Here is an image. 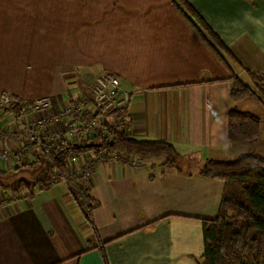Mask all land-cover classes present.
I'll return each mask as SVG.
<instances>
[{"label": "crops", "instance_id": "crops-1", "mask_svg": "<svg viewBox=\"0 0 264 264\" xmlns=\"http://www.w3.org/2000/svg\"><path fill=\"white\" fill-rule=\"evenodd\" d=\"M184 1L246 70L264 74V0ZM60 20L68 31L41 40ZM38 28L45 30L41 36ZM68 63L76 64L75 76L84 71L82 79H68L71 72L62 70ZM229 65L231 71L171 0H0V95L25 102L50 96L57 111L65 101L90 98L84 81L110 72L131 93L123 118L132 137L168 143L181 157L179 170L154 159L140 168L100 162L87 190L98 204L93 226L72 194L79 179L21 192L0 207V264H197L201 220L217 215L224 188L221 180L200 174L204 164L227 161L251 145L228 143L232 71L248 82ZM247 100L254 99L237 108L250 113L242 104ZM0 128L14 135L23 129L1 110ZM25 141L0 140V149ZM22 161L0 164V173L11 176L35 158Z\"/></svg>", "mask_w": 264, "mask_h": 264}, {"label": "trees", "instance_id": "trees-1", "mask_svg": "<svg viewBox=\"0 0 264 264\" xmlns=\"http://www.w3.org/2000/svg\"><path fill=\"white\" fill-rule=\"evenodd\" d=\"M171 3L197 37L230 71L229 63L240 69L248 79L246 82L232 71L230 105L227 110L229 145L258 141L264 121L251 113L240 111L237 104L254 99L264 106V74L246 70L184 0H171ZM1 111L19 117L14 103L2 107ZM123 116L122 108L116 112L117 123L108 129L103 138L97 137L90 143L72 145L63 140L50 147L47 155L33 149L35 161L21 164L13 170L15 173L20 169L28 171V180L19 179L8 183L10 176L0 173L1 178L7 180L5 184L4 181L0 182V188L19 193L21 190L28 191L33 185L46 187L51 180L64 176L70 155L86 152H121L144 160H160L163 167L178 169L181 157L170 144L135 140L131 135V126ZM200 174L221 180L224 188L217 215L212 219L201 220L203 253L196 258L197 264H264V157L241 155L233 162L208 160L207 168ZM29 181H33V184ZM83 205L86 208V223L93 226L92 212L98 204L85 194Z\"/></svg>", "mask_w": 264, "mask_h": 264}, {"label": "built area", "instance_id": "built-area-1", "mask_svg": "<svg viewBox=\"0 0 264 264\" xmlns=\"http://www.w3.org/2000/svg\"><path fill=\"white\" fill-rule=\"evenodd\" d=\"M90 92V98H75L73 102L65 101L60 109L52 111L53 102L50 96L35 98L29 102L23 100L14 101L15 98L8 94L0 95V110L10 103L17 106L19 117L22 123V134L14 135L11 131L6 132L0 128V140L5 142L13 137L22 136L26 139L24 144L16 146L14 149H0V164L10 162L23 163L22 160L27 155H32L33 149L36 152L47 155L49 148L55 146L60 141L70 142L72 145H83L90 143L95 138H103L113 125L117 122L116 112L125 109L131 93L119 92L120 80L114 74L105 72L94 77L92 80L84 81ZM28 106V107H27ZM14 133V132H13ZM34 155V154H33ZM93 157L98 154H91ZM105 155L99 154L97 157ZM79 155H70L67 160V167L72 168L68 173L74 181L79 179L80 187L86 191L85 182L92 176L95 168V160L86 163L83 169L76 168ZM105 159L109 162L128 161L135 168L145 166L144 160L136 156H126V154H111ZM104 160V159H103ZM74 167V170H73ZM67 174V175H68ZM68 178L51 180L50 186L66 184ZM80 191V196L83 191ZM77 195V194H76ZM19 199V196H0V203L12 202Z\"/></svg>", "mask_w": 264, "mask_h": 264}, {"label": "rangeland", "instance_id": "rangeland-1", "mask_svg": "<svg viewBox=\"0 0 264 264\" xmlns=\"http://www.w3.org/2000/svg\"><path fill=\"white\" fill-rule=\"evenodd\" d=\"M63 23H64V21L63 20H60L59 21V23H55V22H51V26H52V34H50L48 37H46V38H43V39H41V40H53L52 39V36L54 35L55 37H61V34H62V30H64V28L67 30V27H65L64 25H63ZM44 29L43 28H38L37 29V35L38 36H41L43 33H44ZM68 31V30H67ZM57 40H60L59 38L57 39ZM54 41V40H53ZM55 45V44H54ZM53 45V46H54ZM55 66H56V64H54V68H55ZM75 66H76V64H74V63H68V64H66V66L65 67H63L62 68V70H64V72H71L70 73V76H68V79H70V78H75V79H77L78 78V80L81 78L82 79V77H81V75L84 73V71H80L79 70V72H80V76L78 77V76H75V73H76V69H75ZM103 73H105V72H103ZM103 73H101V74H103ZM93 78H91V79H89V80H92ZM80 82H81V80H80ZM119 92H130L129 90H127L126 88H124V87H122V85H121V83H120V87H119ZM89 94H90V92H89ZM40 98V97H39ZM242 104H245V108H246V110H248L251 114H256L258 117H260L261 119L264 117V111L263 110H261L260 109V107H259V104L256 102V101H254V100H247V101H245L244 103H242ZM249 106H255L254 107V110H252ZM237 107H238V105H237ZM251 145H247L246 146V148H243V147H240L239 149H237L236 151H234V153H233V156H231V157H229V158H227V161L228 162H233L235 159H237L238 157H240L241 155H249V154H251V155H258V156H262V157H264V123H263V126H262V136H261V138H260V140L259 141H257V142H255V143H250ZM120 154L121 152H110V153H107V154H105L104 153V155H105V157H107V156H109V155H111V154ZM91 154H93V153H91V152H86V153H84V154H81V155H79V160L76 162V165H75V167L76 168H79V169H83L84 168V166H85V164L86 163H91V162H93L94 160H95V167H97L98 165H99V163L101 162V164L102 163H107V164H113V163H111V162H109V161H107L106 159H105V157L104 156H101V158L100 157H97V156H95V157H93V155H91ZM101 154V153H100ZM122 154H125V153H122ZM126 156H129V155H127L126 154ZM140 158V157H139ZM80 159H82V162L80 161ZM104 159V160H103ZM120 163H125V161H122V162H120ZM156 163L157 164H160L161 163V161L160 160H158V161H156ZM159 166L158 165H155V168H158ZM162 168V167H161ZM72 170V168H66V171H65V174H64V176L63 177H65V178H68L69 179V182L68 183H66L67 185L68 184H75V181L76 180H72L71 178H70V175L68 174L70 171ZM73 170H74V167H73ZM68 174V175H67ZM30 175V173L28 172V171H26V170H24V169H20L17 173H14V174H11V176H10V179L7 181V180H5V179H2V178H0V182H3L4 184L6 183V181L8 182V183H10V182H17V180H19V179H26V180H28V176ZM31 184H33V181H29ZM81 184H83V182H80ZM79 184V183H78ZM80 186V185H79ZM85 186H86V191H84V190H82L80 187H78L77 185L76 186H72L71 187V190H72V194H73V196H74V200L76 201V204H77V206H78V208H79V210L84 214L85 212H86V208H85V206L83 205V201H84V197H85V194H87V190H88V187L90 186V181L89 180H87L86 182H85ZM37 187V189L38 190H43V189H45L46 187H41V186H35V185H33V186H31V188L28 190V191H26V190H21L19 193H14V192H11L10 190H5V193L6 194H4V196H7L8 198H11V196H19V197H22V191H24V193H25V195L26 194H28V193H31V191L34 189V188H36ZM83 191V193H82V195H81V198L82 199H80L79 198V196H80V191ZM77 194V195H76ZM79 195V196H78ZM11 203L12 202H10V201H8V202H6V203H0V207H7V206H9V205H11Z\"/></svg>", "mask_w": 264, "mask_h": 264}, {"label": "water", "instance_id": "water-1", "mask_svg": "<svg viewBox=\"0 0 264 264\" xmlns=\"http://www.w3.org/2000/svg\"><path fill=\"white\" fill-rule=\"evenodd\" d=\"M207 168V162H205L204 167L202 170H205Z\"/></svg>", "mask_w": 264, "mask_h": 264}, {"label": "bare ground", "instance_id": "bare-ground-1", "mask_svg": "<svg viewBox=\"0 0 264 264\" xmlns=\"http://www.w3.org/2000/svg\"><path fill=\"white\" fill-rule=\"evenodd\" d=\"M144 160V159H143Z\"/></svg>", "mask_w": 264, "mask_h": 264}]
</instances>
